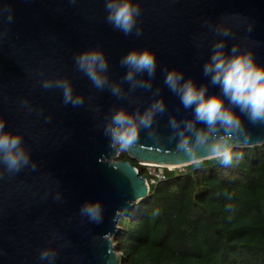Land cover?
<instances>
[{"label": "water", "instance_id": "obj_1", "mask_svg": "<svg viewBox=\"0 0 264 264\" xmlns=\"http://www.w3.org/2000/svg\"><path fill=\"white\" fill-rule=\"evenodd\" d=\"M136 2L142 9L141 35L125 36L106 23L104 0H0V119L5 130L23 136L37 165L34 170L5 172L0 178V264H41L38 256L43 248L56 251L54 264L122 263L113 243L118 220L121 215L132 216L148 196L147 181L134 166L111 161L119 148L110 146L103 127L114 108L143 111L158 97L138 88L127 99H117L107 89L94 88L76 70L75 54L101 49L109 62L110 81L121 82L127 92L120 58L131 49L155 53L153 89H160L167 109L154 121L157 138L142 129L137 142L124 151L138 164L172 168L192 164L177 156L168 118H191V110L164 86L161 69L175 68L198 85L207 83L202 65L211 44L220 38L208 25L218 23L232 27L234 36L225 38L228 48L232 43L251 48L255 60L264 65V0ZM7 10L11 21L6 19ZM248 24L250 32L245 30ZM56 78H67L84 103L66 105L59 89L40 86L42 80ZM137 78L148 79L145 74ZM216 92L218 88L209 85V94ZM241 118L250 138L234 141V148L263 145L264 123ZM57 195L59 200L54 199ZM97 200L103 220L91 223L79 215V208Z\"/></svg>", "mask_w": 264, "mask_h": 264}, {"label": "clouds", "instance_id": "obj_2", "mask_svg": "<svg viewBox=\"0 0 264 264\" xmlns=\"http://www.w3.org/2000/svg\"><path fill=\"white\" fill-rule=\"evenodd\" d=\"M69 2L76 3V0ZM104 12L106 23L114 30L125 36L141 35L138 18L142 9L136 0H104ZM12 18L11 11L7 10L6 19L11 21ZM208 27L220 38L213 41L209 58L202 65L207 83L198 85L192 77H186L175 68L161 69L164 86L179 98L184 109L191 110V118L169 116L168 125L172 130L169 139L175 140L177 156L186 157L197 168L206 159L229 166L234 158H241L242 153L233 152L234 141L250 138L242 116L253 124L264 123V65L255 60L251 48L242 49L237 43L227 47L225 38L234 36L230 25L218 23ZM245 30L250 32L252 25L248 24ZM73 62L76 70L83 73L94 88L107 89L117 99H127L128 94L138 88L150 90L153 96L158 97L143 111L137 108L130 112L124 107L111 110L103 127L111 147H118L120 151L128 149L137 142L142 129L149 137L157 138L153 124L167 107L163 98L159 97L160 89H153L152 80L157 69L154 52L147 48L131 49L120 58L119 64L126 69L122 81L128 84L127 92L121 82L110 81L109 62L101 49L79 52L73 56ZM138 74H145L148 79H138ZM209 85L217 87L218 92L209 94ZM40 86L59 89L66 105L75 107L84 103L81 95H74L67 78L44 79ZM201 149L207 153L206 156L201 155ZM25 167L34 170L37 165L24 147L23 136L5 130V121L0 119V178L5 172L14 174ZM54 199L59 200V195ZM79 215L91 223H100L103 220L101 202H84L79 208ZM55 258L56 251L52 248L41 249L38 256L41 264H54Z\"/></svg>", "mask_w": 264, "mask_h": 264}, {"label": "trees", "instance_id": "obj_3", "mask_svg": "<svg viewBox=\"0 0 264 264\" xmlns=\"http://www.w3.org/2000/svg\"><path fill=\"white\" fill-rule=\"evenodd\" d=\"M229 166L161 169L162 179L118 149L147 181L148 196L121 215L118 264H264V144L234 148Z\"/></svg>", "mask_w": 264, "mask_h": 264}, {"label": "rangeland", "instance_id": "obj_4", "mask_svg": "<svg viewBox=\"0 0 264 264\" xmlns=\"http://www.w3.org/2000/svg\"><path fill=\"white\" fill-rule=\"evenodd\" d=\"M116 158H117V157H112V158H111V161L116 160ZM144 165H147V166H148V167L145 168V169L149 172V174H151V175L154 174V171H155V172H158V170H157L156 168H155V169L153 168L154 165H152V164H147V163H145ZM162 167H164V166H162ZM165 167H166L167 170H169V169H174V168L169 167V166H165ZM176 169H177L178 171H181V172H182V171L185 170V167L176 168Z\"/></svg>", "mask_w": 264, "mask_h": 264}, {"label": "built area", "instance_id": "obj_5", "mask_svg": "<svg viewBox=\"0 0 264 264\" xmlns=\"http://www.w3.org/2000/svg\"><path fill=\"white\" fill-rule=\"evenodd\" d=\"M141 165V164H140ZM143 166L145 167V168H147L148 166L147 165H144L143 164ZM153 168L155 169H157L158 170V172H155L154 171V174H152V175H154L157 179H159V180H161L163 177H162V173H161V169H163V168H166V167H161V166H153Z\"/></svg>", "mask_w": 264, "mask_h": 264}]
</instances>
